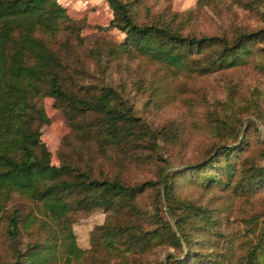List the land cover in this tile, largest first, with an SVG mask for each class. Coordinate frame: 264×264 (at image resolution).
Returning <instances> with one entry per match:
<instances>
[{
  "label": "rangeland",
  "instance_id": "obj_1",
  "mask_svg": "<svg viewBox=\"0 0 264 264\" xmlns=\"http://www.w3.org/2000/svg\"><path fill=\"white\" fill-rule=\"evenodd\" d=\"M57 2L74 20L72 31L75 29V32L70 45L75 48L74 57H69L64 47L60 49L75 81L74 88L91 95L104 84H111L128 94L133 112L143 124L161 128L164 133L158 137L155 148L147 142L126 150L127 145L102 148L97 141L73 128L69 114L56 105L52 96L43 95L48 121L40 126V138L50 152L52 163L74 162L95 176H116L132 183L182 169L206 158L220 144L239 145L244 139V148L235 158L234 178L250 163L264 165V49L254 52L243 64L207 72L177 69L140 53L112 57L108 48L120 43L125 33L109 24L113 12L107 0ZM133 11L138 20L160 17L184 32L230 37L238 31L264 27V0H138ZM64 30L52 39L54 47H61L64 36L71 35V29ZM76 34L84 37L82 43L75 39ZM258 44L264 46V40ZM98 48L100 52L104 50L100 56L107 52L111 59H99L91 51ZM160 87L163 92H159ZM225 122L238 126L237 132L231 131ZM174 183L178 198L210 207L213 212L211 218L215 225L199 215L187 219L191 222L187 221L184 227L194 238L190 247L168 213L160 183L159 211L169 221L179 244L149 243L142 249L124 252L121 257L119 250L103 244L102 226L107 221L140 224L146 228L154 225L156 195L154 190L147 189L128 204L120 202L110 211L94 207L68 214L76 241L86 250L80 264H169V258L179 263L184 257H188V264H252L249 252L258 242L264 214V188L205 187L193 178L180 175L175 176ZM23 202V212L29 210V199L15 196L2 213L0 264L13 262L7 214ZM43 238L42 229L32 224L22 228L20 245Z\"/></svg>",
  "mask_w": 264,
  "mask_h": 264
},
{
  "label": "trees",
  "instance_id": "obj_2",
  "mask_svg": "<svg viewBox=\"0 0 264 264\" xmlns=\"http://www.w3.org/2000/svg\"><path fill=\"white\" fill-rule=\"evenodd\" d=\"M136 1L107 0L113 12L109 24L125 33L120 43L108 48L112 57L140 53L177 69L207 72L243 64L254 52L264 49L258 44L264 40V27L238 31L230 37L184 32L160 17L138 20L133 11ZM73 22L57 0H0V220L15 196H23L31 204L25 212L24 202L17 204L7 214V232L13 246L11 264H80L86 250L78 245L68 214L94 207L110 211L120 202L128 204L147 189L154 190L156 195L154 225L146 228L107 221L102 226L103 244L119 250V257L149 243L179 244L169 221L159 211L160 183L168 213L190 247L194 238L184 227L191 222L187 219L199 215L215 225L213 212L210 207L178 198L174 192L175 176L193 178L205 187L233 185L254 190L264 188V165L250 163L234 178L235 158L244 148V139L239 145L220 144L206 158L182 169L132 183L116 176H95L74 162L52 163L50 152L40 138V126L48 121L43 95L52 96L56 105L69 114L73 128L97 141L102 148L127 145L126 150L144 142L155 148L158 137L164 133L161 128L143 124L123 90L107 83L98 92L86 95L74 88L75 81L60 52L64 47L63 51L74 57L75 48L70 46L75 32ZM64 29H71V35L64 36L61 47H54L52 39ZM76 35L75 39L82 43L84 37ZM92 49L99 59H111L107 52L100 56L104 50ZM200 62L206 63L199 65ZM159 89L163 92V87ZM87 115L89 119L84 117ZM225 123L237 132L238 126ZM32 224L42 229L44 238L21 246L22 228ZM249 255L252 264H264V214L258 242ZM187 259L175 263L169 258L168 262L188 264Z\"/></svg>",
  "mask_w": 264,
  "mask_h": 264
}]
</instances>
